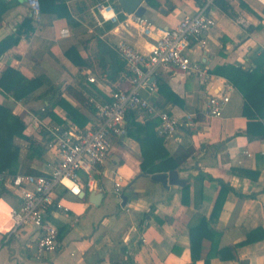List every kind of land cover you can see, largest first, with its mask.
<instances>
[{
    "label": "crops",
    "instance_id": "obj_1",
    "mask_svg": "<svg viewBox=\"0 0 264 264\" xmlns=\"http://www.w3.org/2000/svg\"><path fill=\"white\" fill-rule=\"evenodd\" d=\"M13 1L0 20V43L15 35L31 14L34 29L0 54V76L12 67L29 77H43L44 83L18 100L0 90V104L25 123V136L14 137L19 148L17 173L46 174L59 157L55 148L47 146L51 128L90 126L96 118L94 100H110L111 91L128 87L116 44L127 41L148 53L156 35L144 36L135 27L123 26L124 12L118 0L109 1L120 12L119 22L102 19L96 5L106 0H66L69 17H57L49 23L36 20L28 0ZM153 2L143 1L144 15L164 27L177 25L199 7L197 0ZM212 13L215 24L207 32L208 44H195L188 51L208 72V78L183 75L176 67H161L141 90L159 109H167L179 119L176 133L161 135L162 146L178 157L176 170L187 183L164 187L151 178L153 173L142 170V142L128 133L115 138L105 163L99 166L93 189L79 197L65 187L56 188V199L63 206L52 208L47 218L59 229L60 246L41 258L28 246L29 242L34 246V226L13 231L10 210L21 204V198L3 183L9 190L0 195V264H205L207 259L209 264H264V238L244 242L251 232L264 231V118L251 117L242 91L226 74L243 79L230 67L246 70L255 65V58L263 63L264 0H215ZM65 28L67 34L62 33ZM89 75H94L96 82L89 81ZM157 78L163 79L182 102L174 103L162 95ZM48 81L60 88L72 107L70 113L75 112L81 122L85 119L84 125L69 118L67 106L53 105L51 95H42ZM228 84L232 89L223 115L206 114L209 96L227 91ZM134 115L143 125L147 120L159 121L136 110ZM126 120L128 128V116ZM151 130L150 126L139 133L147 151L146 136ZM153 130L157 131V125ZM158 153L164 154L161 150ZM160 161L161 157L156 158V164ZM201 173L224 179L232 187L214 217L220 186L207 177L201 180L197 177ZM82 176L85 180L86 174ZM117 180L122 183L119 195L115 192ZM93 190L104 193L97 205L89 199ZM124 193L129 196L125 205ZM144 213L148 215L144 217ZM198 215L209 219L214 234L203 238L199 257L194 260L190 228ZM230 246L234 249L229 250Z\"/></svg>",
    "mask_w": 264,
    "mask_h": 264
},
{
    "label": "built area",
    "instance_id": "obj_2",
    "mask_svg": "<svg viewBox=\"0 0 264 264\" xmlns=\"http://www.w3.org/2000/svg\"><path fill=\"white\" fill-rule=\"evenodd\" d=\"M36 20L40 19L39 0H28ZM199 7L196 13L185 15L177 25L164 27L155 25L145 15L135 12H124L121 24L125 27H135L142 35L152 37L155 42L148 53H144L127 41H120L115 49L124 63L122 78L128 82V87H119L110 92V100H94L96 118L93 124L83 128L54 126L51 128V138L48 148L58 151V161L53 169L46 174L33 173H0V182L7 184L21 198L19 206H13L10 216L13 221V231L24 225L36 228L34 256L41 258L55 253L60 246L59 229L48 220L49 211L62 203L56 199V188L65 187L79 196L83 191L95 187L96 173L99 166L105 163L115 138L127 134V114L136 110L146 117H158L157 132L164 136L176 133L179 119L167 109H159L143 96L141 90L156 74L157 69L176 67L183 75L197 74L200 78H208V72L201 63L193 59L188 51L195 44L205 47L208 44L207 32L215 24L212 6L215 0H197ZM104 21L119 22V11L113 2L106 0L96 5ZM264 18V15H263ZM63 34L68 29L62 30ZM88 80L96 82L94 75ZM209 96L206 104V114L220 117L226 103L230 99L229 90ZM82 173L86 174L83 180ZM115 192H122L120 180L115 182Z\"/></svg>",
    "mask_w": 264,
    "mask_h": 264
},
{
    "label": "trees",
    "instance_id": "obj_3",
    "mask_svg": "<svg viewBox=\"0 0 264 264\" xmlns=\"http://www.w3.org/2000/svg\"><path fill=\"white\" fill-rule=\"evenodd\" d=\"M66 0H39L40 3V20L41 22H52L54 18L68 16L67 5L64 4ZM149 4H154L153 0H147ZM13 0H0V20L2 19L3 13L9 7L13 5ZM51 15L52 17L50 18ZM32 14L24 19L23 24L19 27L15 35L8 37L0 43V54L4 53L9 47L17 44L22 36V34H29L30 31L34 29L32 22ZM25 27V28H24ZM263 63H260L258 59L255 58V65L249 67L248 69H242V67L231 66L230 69L234 72H240L243 79H236L234 76L230 75L229 72L226 73L228 78L233 82V84L238 87L246 100V108L251 111L252 118H264V54L262 56ZM124 66V63H122ZM220 72V69H217ZM242 81L244 83L242 84ZM44 83L43 77H29L23 74L21 71L16 70L12 67H7L0 76V90L6 92L15 99H22L24 96L38 88L41 84ZM156 83L159 88V92L164 95L168 100L174 103H181V99L177 94L170 90L167 83L161 79L157 78ZM47 89L42 92L43 96L51 95L49 99L53 100V105L63 104L67 106L69 110V118L82 126L85 123V119L81 122L79 118L76 119L75 112L70 113L72 107H70L65 99L62 97V92L60 88L53 84L52 82H47ZM74 110H77L74 108ZM246 111V110H245ZM135 110H130L127 114L130 124L127 130V133L131 136L140 140L143 144V164L142 170L145 173H155L160 171H168L171 169H176L179 167L177 163V156L170 155L162 146L163 137L154 131L153 128L158 125L159 121L147 120L146 124L143 125L140 122L135 121ZM54 116V115H53ZM256 124V123H254ZM66 125V124H65ZM67 126V125H66ZM152 128L147 133V142L149 144V151L144 149L145 141L139 136V133L142 130ZM25 123L20 118L19 115L13 113L10 109L0 104V173L8 171L12 174L17 173L18 167V156L19 148L14 144L15 136L24 137ZM264 134V132H263ZM29 140L33 142V139L28 137ZM162 151L164 154H159V151ZM161 157L159 164H156V158ZM201 180H204V177L209 178L210 180H216L220 186L218 197L215 201L213 209V217L216 215L222 207L223 200L227 192L232 190L231 185L226 182L224 179L215 178L209 174H199ZM188 185L184 189H188ZM8 188L0 182V195L7 193ZM148 213H144L146 217ZM144 218L142 219V221ZM209 219L203 215L197 216V221L191 225L190 235H191V248L192 256L195 260L199 257L200 251V242L203 238L208 237L212 238L214 231L210 228L208 223ZM142 223V222H141ZM258 231L260 234H258ZM259 238H264V231L260 228L251 232L247 239L244 242H252ZM241 244V243H239ZM238 244V245H239ZM236 246V245H235ZM227 249V248H226ZM224 248V251L226 250ZM228 249H234L230 246ZM248 264V261H243ZM194 264V262L190 263ZM205 264H209V259L205 261Z\"/></svg>",
    "mask_w": 264,
    "mask_h": 264
},
{
    "label": "water",
    "instance_id": "obj_4",
    "mask_svg": "<svg viewBox=\"0 0 264 264\" xmlns=\"http://www.w3.org/2000/svg\"><path fill=\"white\" fill-rule=\"evenodd\" d=\"M123 10L127 13L135 12L137 15H144L146 12V5L143 4L144 0H118ZM155 77L151 78V81ZM151 178L155 181L161 182L164 187H169V185H185L187 183V179L179 177V172L176 169H172L168 172H160V173H153ZM86 194V191H83L79 197H83ZM104 193L97 192L93 190L89 194L90 201L97 205L101 201ZM128 194L124 193L122 196L123 202L122 204L125 205L128 199Z\"/></svg>",
    "mask_w": 264,
    "mask_h": 264
}]
</instances>
